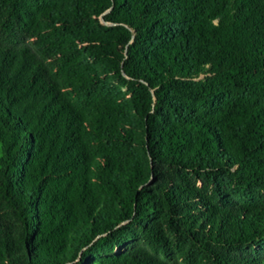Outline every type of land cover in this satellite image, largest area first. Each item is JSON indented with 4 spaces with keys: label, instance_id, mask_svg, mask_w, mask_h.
<instances>
[{
    "label": "trees",
    "instance_id": "trees-1",
    "mask_svg": "<svg viewBox=\"0 0 264 264\" xmlns=\"http://www.w3.org/2000/svg\"><path fill=\"white\" fill-rule=\"evenodd\" d=\"M0 264H264V0H0Z\"/></svg>",
    "mask_w": 264,
    "mask_h": 264
},
{
    "label": "rangeland",
    "instance_id": "rangeland-1",
    "mask_svg": "<svg viewBox=\"0 0 264 264\" xmlns=\"http://www.w3.org/2000/svg\"><path fill=\"white\" fill-rule=\"evenodd\" d=\"M111 87H113L112 86V84L110 83L109 84ZM115 92H116V96L120 99V100H124V101H126L128 98H129V93H128V91H127V89L126 88H124V87H117L116 89H115Z\"/></svg>",
    "mask_w": 264,
    "mask_h": 264
}]
</instances>
